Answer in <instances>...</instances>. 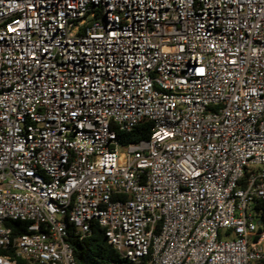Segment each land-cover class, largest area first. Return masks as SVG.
Masks as SVG:
<instances>
[{"label": "built area", "instance_id": "1", "mask_svg": "<svg viewBox=\"0 0 264 264\" xmlns=\"http://www.w3.org/2000/svg\"><path fill=\"white\" fill-rule=\"evenodd\" d=\"M259 201L264 0H0V264H264Z\"/></svg>", "mask_w": 264, "mask_h": 264}, {"label": "trees", "instance_id": "2", "mask_svg": "<svg viewBox=\"0 0 264 264\" xmlns=\"http://www.w3.org/2000/svg\"><path fill=\"white\" fill-rule=\"evenodd\" d=\"M149 135V125L142 124L129 133H118L117 140L121 146L125 147L141 141H147ZM253 211L258 218V231L264 230V201L257 202ZM6 225L14 228L12 232L14 236L25 231V225L19 222H8ZM66 242L69 243L77 264H110L117 260L115 252L107 244L104 231L94 223H91L90 235L87 238L78 240L68 233ZM145 263L143 261L141 264Z\"/></svg>", "mask_w": 264, "mask_h": 264}]
</instances>
